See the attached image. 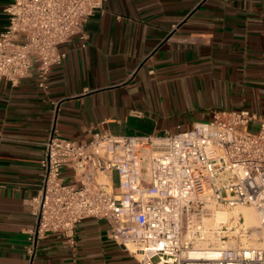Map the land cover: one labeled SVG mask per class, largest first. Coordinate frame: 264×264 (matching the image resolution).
<instances>
[{"label": "crops", "instance_id": "obj_1", "mask_svg": "<svg viewBox=\"0 0 264 264\" xmlns=\"http://www.w3.org/2000/svg\"><path fill=\"white\" fill-rule=\"evenodd\" d=\"M12 1L0 0V33ZM84 34L59 46L46 87L36 66L18 85L0 80V264L30 263L50 131L82 140L93 129L178 132L216 109L264 116V0H107ZM62 175L73 180L69 167ZM108 231L105 219H84L75 251L51 234L33 264H141Z\"/></svg>", "mask_w": 264, "mask_h": 264}, {"label": "built area", "instance_id": "obj_2", "mask_svg": "<svg viewBox=\"0 0 264 264\" xmlns=\"http://www.w3.org/2000/svg\"><path fill=\"white\" fill-rule=\"evenodd\" d=\"M107 0H13L0 33V80L18 85L36 66L46 87L59 46L82 33ZM42 178L32 199L26 248L59 235L77 249V227L105 219L109 237L141 264H264V116L216 109L206 121L163 134L91 130L43 142ZM73 171L68 182L62 169ZM117 176V183L114 180ZM241 207L255 211L246 222ZM228 214L218 219V213Z\"/></svg>", "mask_w": 264, "mask_h": 264}, {"label": "bare ground", "instance_id": "obj_3", "mask_svg": "<svg viewBox=\"0 0 264 264\" xmlns=\"http://www.w3.org/2000/svg\"><path fill=\"white\" fill-rule=\"evenodd\" d=\"M241 211L244 212L246 216L247 224L251 225L253 221V215H251V213L246 208L241 209ZM227 217L228 216L226 215L225 212L218 213V219H226Z\"/></svg>", "mask_w": 264, "mask_h": 264}, {"label": "rangeland", "instance_id": "obj_4", "mask_svg": "<svg viewBox=\"0 0 264 264\" xmlns=\"http://www.w3.org/2000/svg\"><path fill=\"white\" fill-rule=\"evenodd\" d=\"M243 208H246V209L251 213V215H253V221H252L251 226L254 225L255 222H256V219H255V211H254L253 208H251V207H241L240 210L243 209ZM226 215L228 216L227 213H226ZM227 218H228V217H227Z\"/></svg>", "mask_w": 264, "mask_h": 264}]
</instances>
